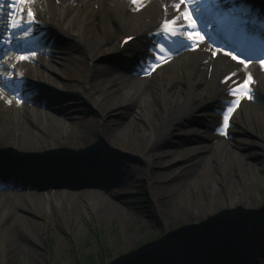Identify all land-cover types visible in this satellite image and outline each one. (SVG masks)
I'll return each mask as SVG.
<instances>
[{"label": "bare ground", "instance_id": "bare-ground-1", "mask_svg": "<svg viewBox=\"0 0 264 264\" xmlns=\"http://www.w3.org/2000/svg\"><path fill=\"white\" fill-rule=\"evenodd\" d=\"M239 1H225L221 13L231 16L233 5L240 4ZM254 1L264 8V0ZM210 4L208 0L195 4L189 0H3L0 3L1 16L9 19V8L18 14L14 22L9 19V24L0 25V34L8 26L11 30L10 41L0 49L6 55V59L0 60V260L28 252L38 261V242L32 237L25 241L15 231V225L22 221L37 227L34 216L25 208L13 216L16 211L10 204L36 194L37 189L49 198L65 194L75 205H80L84 197H92L98 202L99 211L105 210V204L121 209L122 204L129 203L128 191L135 173L126 161L128 155L107 159L111 162L105 166L103 150L92 147L99 137L115 145L132 129L142 127L135 148L147 145L151 151L159 138L199 113L206 104L231 95L240 101L242 119L233 113L225 131L228 140L220 141L219 146L201 145L206 136L198 134L194 141L200 144L191 147L192 154L184 169L187 177L193 178L205 173L209 164L224 165L223 173L215 170L211 177L214 192L218 191V185L235 190L234 187L242 184L250 204L254 199L264 198V58L249 61L243 48L230 47L219 31L225 29L222 21L218 18V22H206V15L212 10ZM21 30L35 31V36L24 39L18 35ZM245 30L248 28L241 29ZM128 32L135 37L122 46L123 35ZM218 37L222 45L215 41ZM73 48L93 62L87 96L90 99L98 96L107 108L128 106L130 112L118 113L98 134L84 124L63 122V131L47 136L43 134L50 131L46 123H56L66 115L57 103L64 94L59 85L73 84L50 68L48 62L64 60L67 51ZM15 86L23 92L15 91ZM246 105L247 110L243 111ZM249 110L253 113L251 117ZM237 128L247 138L239 142L240 147L234 138ZM41 137L48 138L47 143ZM248 140H252L248 145L259 149L257 161H249L242 151V144ZM189 141L181 138L180 146ZM71 143L75 145L67 155L49 148L56 145L57 150ZM75 152L87 154L77 157ZM142 164L147 171L151 168L149 160ZM171 164L163 167L160 177L174 185L176 170L170 169ZM110 167H114V173ZM39 176L49 179L41 180ZM163 216L183 217L188 213L173 203ZM235 223L184 233L177 239L179 260L160 264H247L238 257L243 254V247L235 244L233 252L229 244L232 241L228 243L233 229L249 237L245 246L249 252L254 251V257L250 258L260 261L258 254L264 253L261 241L264 234L260 232L264 233V225L253 231L242 230L241 226L232 228ZM201 232L215 237V244L205 238L198 244L192 240L179 241L186 236L198 237ZM129 258H124L123 264L126 260V264H135ZM118 260L110 264L120 263Z\"/></svg>", "mask_w": 264, "mask_h": 264}, {"label": "rangeland", "instance_id": "rangeland-1", "mask_svg": "<svg viewBox=\"0 0 264 264\" xmlns=\"http://www.w3.org/2000/svg\"><path fill=\"white\" fill-rule=\"evenodd\" d=\"M11 13L12 17L17 14L12 11ZM84 17L85 14L80 17V24ZM7 21L8 19L4 22ZM22 21L25 22L26 19L23 18ZM130 34L131 32H128L126 36ZM19 36L31 39L35 36V32L28 33L21 30ZM0 39L9 40H6L4 35ZM67 46V49H71V46ZM73 49L71 52L67 51L68 56L64 60L48 62L50 68L59 72L73 84L70 87L59 85L64 94L60 96L57 103L62 107L63 114L66 113V115L65 119L61 118L56 123H46L50 131L43 134L47 136L63 131L65 129V125L61 124L63 122L84 124L89 130L98 134L100 128L111 124L118 113L123 114V111H129L128 106L124 109L107 108L98 96L93 99L87 96L86 91L89 86L92 65L87 61L82 51ZM1 59H6V55L1 56ZM123 72L128 75L132 74ZM21 89L19 86L14 87L15 91L23 92ZM20 92L19 98L22 99L23 96ZM239 104L240 101L235 100L232 95L216 103L206 104L199 113L190 116L187 121L176 126L168 135L159 138L151 151L147 145L135 148L136 142L141 136L140 129L142 127L128 130L130 133L126 135V138L123 141L118 140L115 145L108 144L99 137L92 147L103 150L101 157L102 161H105V166L110 161L107 159L112 160V157L128 155L125 157L126 161L132 166L135 173L133 185L128 191L130 194L128 196L129 203L122 204L121 209L105 204V210L99 211L98 202L92 197H84L81 199L80 205H75L71 197L65 194L49 198L43 196V192L37 189L36 194L21 199V202L12 201L10 204L16 211L13 216L21 214L20 209L22 208L27 209L29 214H33L37 227L22 221L15 225V231L16 235L25 241L32 237L38 242L39 246L36 248V252L39 259L36 261L34 254L19 252L9 260H0V264H110L117 258L120 262L118 264H123L125 260H122L128 257L132 258L135 264L155 262L160 264L161 262L179 260L181 251L177 250L179 246L177 239L184 233L212 225L224 226L223 224L227 223L229 225L232 222H237L232 228L241 226L242 230L256 231L259 229L264 225V198L254 199V203L250 204L251 202L246 200L242 184L234 187L235 190L229 189L228 185L225 188L218 185L219 189L216 192H214L213 186L211 187L213 173L215 170L218 174L223 173L224 165L217 167L209 164L205 173L195 175L194 179L187 177L184 169L186 161L192 154L191 147L200 144V141H194L197 140L198 134L206 136L201 140V145L215 144L219 146L220 141L228 140L225 131L233 113H237L236 116L241 119L243 116L239 110ZM246 107L247 105L243 111L247 110ZM248 113L250 117L253 116L252 111L249 110ZM102 116L104 119H101ZM236 132L234 137L236 142L239 143L247 139L246 135L238 128ZM181 138L190 140V143L180 146ZM41 140L45 143L48 138L41 137ZM250 141L252 142V140H248L242 144V151L249 161H257L259 149L248 145L247 142ZM74 145L71 143L64 148L59 146L57 150L56 145H50L49 148L55 150L59 155H67L71 153L70 147ZM238 146L240 147V143ZM154 152L157 155L153 156ZM84 154L87 153L75 152L74 155L79 157ZM146 160L151 163V168L148 171L142 164ZM170 163H173L169 166L170 169L176 170L174 185H169L168 181H164L160 177L163 167ZM213 169L214 171H212ZM110 170L115 169L110 167ZM112 172L114 173V171ZM39 178L41 180L49 179L41 176ZM216 185L214 183V188ZM173 203L184 209L188 216L164 217V211ZM259 217H261V221L258 222ZM232 231L231 240H228V243L232 241L229 243L232 245L231 250L234 252L235 244H237L239 247H243L244 256L238 255V257L240 259L244 257L245 263L263 264L264 257L261 258L260 255L264 256V253L258 254L260 259V261L257 260L258 263L254 261V258H250L251 255L254 257V251L251 249L249 252L248 247L245 246L247 242L249 244V237L243 231H239V233H236L234 229ZM204 238L211 241V244H215L213 240L215 237L202 232L198 237L188 238L186 236L179 241L192 240L194 244H198ZM261 241L264 243V238ZM246 250L249 255L245 254ZM186 254L188 253L186 252Z\"/></svg>", "mask_w": 264, "mask_h": 264}, {"label": "snow or ice", "instance_id": "snow-or-ice-1", "mask_svg": "<svg viewBox=\"0 0 264 264\" xmlns=\"http://www.w3.org/2000/svg\"><path fill=\"white\" fill-rule=\"evenodd\" d=\"M3 2V0H0V3H2ZM182 2H183V0H182ZM189 2L190 3H193V4H195V3H197V2H199V3H204V2H206V0H189ZM185 19H187V16H185ZM166 23H169V22H166ZM171 24H175V21H172V22H170ZM195 26V25H194ZM169 31H173V29H169ZM229 55H231V53H228ZM236 59H239V57H236ZM262 63H264V61H262Z\"/></svg>", "mask_w": 264, "mask_h": 264}]
</instances>
